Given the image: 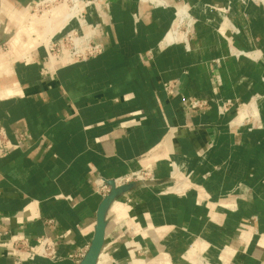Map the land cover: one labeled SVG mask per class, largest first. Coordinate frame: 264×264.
I'll return each instance as SVG.
<instances>
[{"label":"crops","instance_id":"crops-1","mask_svg":"<svg viewBox=\"0 0 264 264\" xmlns=\"http://www.w3.org/2000/svg\"><path fill=\"white\" fill-rule=\"evenodd\" d=\"M36 1L0 0V264H81L99 220L94 264H264V0H92L52 38L102 52L52 67Z\"/></svg>","mask_w":264,"mask_h":264},{"label":"built area","instance_id":"built-area-1","mask_svg":"<svg viewBox=\"0 0 264 264\" xmlns=\"http://www.w3.org/2000/svg\"><path fill=\"white\" fill-rule=\"evenodd\" d=\"M72 2V0H71ZM88 4V3H86ZM76 18V17H74ZM71 18L69 22L72 20ZM76 31H71L62 38L54 39L51 38L49 47H46V58L49 60L51 55H54L57 60L66 55L71 60L85 61L89 58L95 57L102 52V48L97 45L93 38H83L82 35ZM171 88L170 84L165 85L166 91ZM199 102L193 100L190 103L191 108L199 107ZM156 178L154 176L153 166L148 164L143 168L134 170L120 176L118 178L106 179L99 178L95 181L96 192L102 196L105 203L111 202L116 197V192L118 189L127 187L132 184H140L143 186H148L155 182ZM40 246L37 251L34 252L36 256H46L54 257V246L49 238L41 237L39 238ZM13 248L19 253L27 252L29 250L28 245L25 241H19L14 243ZM90 248V247H89ZM89 248L80 251L78 258H81L80 263L86 258Z\"/></svg>","mask_w":264,"mask_h":264},{"label":"rangeland","instance_id":"rangeland-1","mask_svg":"<svg viewBox=\"0 0 264 264\" xmlns=\"http://www.w3.org/2000/svg\"><path fill=\"white\" fill-rule=\"evenodd\" d=\"M92 0H37L31 5L29 10L30 16L36 17L40 19L42 22L46 24V40L44 43L45 47H49L52 36L59 31V29L63 28L71 18L79 17L81 15V11L84 8L85 4ZM64 9V14L61 18L55 15V11L57 9ZM185 10L182 8V11L179 13L184 16ZM181 17V16H180ZM40 26V25H39ZM38 26V27H39ZM82 35V34H79ZM91 35L89 32L83 36V38H90ZM9 50V45L5 41H0V51L7 52ZM54 56V55H51ZM66 57L64 55L57 61L56 58H51V60L47 63L50 67L54 66L58 62L62 61Z\"/></svg>","mask_w":264,"mask_h":264},{"label":"water","instance_id":"water-1","mask_svg":"<svg viewBox=\"0 0 264 264\" xmlns=\"http://www.w3.org/2000/svg\"><path fill=\"white\" fill-rule=\"evenodd\" d=\"M103 235H104V226L102 220H99L94 240L89 248L86 258L83 261V264L95 263L102 245Z\"/></svg>","mask_w":264,"mask_h":264},{"label":"bare ground","instance_id":"bare-ground-1","mask_svg":"<svg viewBox=\"0 0 264 264\" xmlns=\"http://www.w3.org/2000/svg\"><path fill=\"white\" fill-rule=\"evenodd\" d=\"M227 46V45H226ZM228 47V46H227ZM55 58V56H50L49 60L47 61V63L51 60V58ZM60 60V59H59ZM58 61V60H57Z\"/></svg>","mask_w":264,"mask_h":264}]
</instances>
